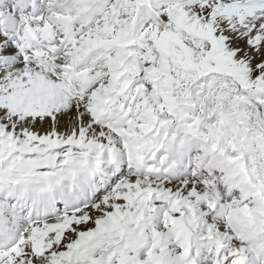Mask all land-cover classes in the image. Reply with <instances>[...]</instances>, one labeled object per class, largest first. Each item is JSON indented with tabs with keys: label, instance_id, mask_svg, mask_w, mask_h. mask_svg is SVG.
I'll use <instances>...</instances> for the list:
<instances>
[{
	"label": "snow or ice",
	"instance_id": "1",
	"mask_svg": "<svg viewBox=\"0 0 264 264\" xmlns=\"http://www.w3.org/2000/svg\"><path fill=\"white\" fill-rule=\"evenodd\" d=\"M0 264H264V0H0Z\"/></svg>",
	"mask_w": 264,
	"mask_h": 264
}]
</instances>
